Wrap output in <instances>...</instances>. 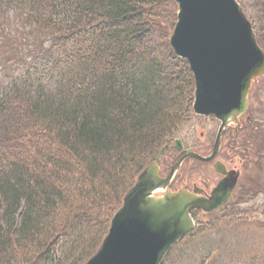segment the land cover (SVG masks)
I'll return each mask as SVG.
<instances>
[{"label": "trees", "instance_id": "obj_1", "mask_svg": "<svg viewBox=\"0 0 264 264\" xmlns=\"http://www.w3.org/2000/svg\"><path fill=\"white\" fill-rule=\"evenodd\" d=\"M252 7L264 52V0ZM176 13L174 0H0V61L19 66L0 69V264H84L137 175L195 118L192 74L169 47ZM200 214L222 219L161 264H239L241 250L188 254L241 221Z\"/></svg>", "mask_w": 264, "mask_h": 264}, {"label": "water", "instance_id": "obj_2", "mask_svg": "<svg viewBox=\"0 0 264 264\" xmlns=\"http://www.w3.org/2000/svg\"><path fill=\"white\" fill-rule=\"evenodd\" d=\"M176 23L169 38L174 55L184 59L194 80L193 114L213 117L220 125L212 152L203 157L184 150L166 178L160 176V158L145 167L124 194L107 234L84 264H161L166 253L195 229L192 210L213 213L224 207L237 182L229 173L209 199L187 190L171 192L169 184L186 158L209 162L216 156L222 132L248 109L253 83L264 76V52L243 8L237 0H174ZM215 172L225 175L220 162Z\"/></svg>", "mask_w": 264, "mask_h": 264}, {"label": "rangeland", "instance_id": "obj_3", "mask_svg": "<svg viewBox=\"0 0 264 264\" xmlns=\"http://www.w3.org/2000/svg\"><path fill=\"white\" fill-rule=\"evenodd\" d=\"M238 1L244 8L246 14L253 17L254 11L252 4L254 0ZM6 57L3 53L1 56L2 60L0 61V69H18L19 66L16 65H4L3 59ZM3 75L0 71V90L5 88L8 83L6 81L3 82ZM247 116L253 119L255 125L264 127V76L251 86L248 96ZM217 129L218 124L213 118H191L183 128L180 139L186 149L201 156H207L211 150ZM257 135L256 137L253 135L255 138H252L250 131L247 130L248 139H246V143L250 154H248L247 160L243 163L242 183L236 191L233 200L230 202L229 207L221 212L223 215L229 213L231 209H234L236 213L239 212L240 215H237V217L241 221H237L236 225L233 226H228L224 222L217 224V228L208 233V236H203L204 239L201 238L202 240L200 241L196 240L192 244L188 254L202 255L205 252H202L204 250L201 249L210 248L215 249L213 255L217 256L216 250L218 247L219 249L225 247L228 249L225 251V254H232L236 250L242 251L236 257L239 264H250L251 260H255L257 257H263L264 231L261 230V226L263 225L264 227V159L261 156L262 154L264 155V149H261L260 142L264 145V135L262 134V137ZM224 149L222 147V152L226 153ZM166 152L162 163L168 172L176 156L173 145L168 147V151ZM235 161L237 162L238 159ZM162 169L163 166H160V171ZM217 178L211 164L206 165L188 159L181 165L175 178V184L178 190L180 187H184V185L191 187L193 183L202 184L208 181L211 184ZM245 192H247L246 195L236 204L235 202L238 197L241 193L245 194ZM200 215L202 216V214ZM217 218L222 219L220 215H214L213 217H198V220L195 219V222L199 225L204 222L216 223ZM225 254H222L223 259L227 260V255Z\"/></svg>", "mask_w": 264, "mask_h": 264}, {"label": "flooded vegetation", "instance_id": "obj_4", "mask_svg": "<svg viewBox=\"0 0 264 264\" xmlns=\"http://www.w3.org/2000/svg\"><path fill=\"white\" fill-rule=\"evenodd\" d=\"M248 112V110H247ZM249 116H247V113L243 116H241L238 120H237V125H230L229 127H227L221 134V140H220V145H219V150L216 154V156L214 157L213 160L209 161V162H202V161H198L196 159H191V158H186L182 161L181 165L183 164L184 161L190 159V160H195L198 161L200 163L209 165H212L213 171L216 174V177H218L214 183H209L208 181H205L202 184H196L193 183L191 185V187H189L188 185H184V187H180L177 190V186L175 184V178L172 180V182L169 184L168 186V190L170 191H179V190H187L191 193H194L196 196L204 198V199H209L211 196L212 191L217 187L218 183L224 179L226 177V174L229 173L230 176L232 174H235L238 178L237 181V185L232 193L231 199L229 200L228 204L231 202V200L233 199L236 191L238 190L239 186L241 185V181H242V177H243V163L245 162V160H247L248 158V154L249 150L247 147V143H246V139H248L247 137V130H249V128H251L253 126V122L248 121ZM215 120V119H213ZM216 121V120H215ZM216 123L218 124L219 127V122L216 121ZM218 130V129H217ZM262 130L264 131V128H262ZM217 133V132H216ZM252 135V134H251ZM263 136V135H262ZM261 136V137H262ZM215 138V137H214ZM252 138H255L254 136H252ZM261 145L260 147L262 149H264V145L262 142H260ZM213 144H214V140H213ZM213 144L211 147V150L209 151V154L212 152V148H213ZM168 147L166 151H168ZM222 147L225 148L224 150L225 152H222ZM183 149L185 150L186 148L183 145ZM167 152H165L166 154ZM176 156L173 159V163L171 164V166L173 164H175L176 162H178L184 155V152H178L177 150H175ZM208 154V155H209ZM260 155V153H259ZM263 159H264V155L262 154ZM238 159V161L236 162L235 160ZM216 162H220L223 164L224 166V172L225 175H221V174H217L215 172L214 169V164ZM180 165V167H181ZM160 166H163V169L161 171V176L162 177H167L168 174L170 173L171 170V166L169 171L167 172L164 164L160 163ZM196 171H198V169H196ZM224 208H221L217 211H215L213 214H217L222 212ZM204 214V213H203Z\"/></svg>", "mask_w": 264, "mask_h": 264}]
</instances>
